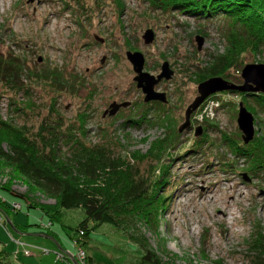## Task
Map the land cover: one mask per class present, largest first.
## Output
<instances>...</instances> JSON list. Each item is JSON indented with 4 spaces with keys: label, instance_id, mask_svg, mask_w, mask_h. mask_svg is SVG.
<instances>
[{
    "label": "rangeland",
    "instance_id": "1",
    "mask_svg": "<svg viewBox=\"0 0 264 264\" xmlns=\"http://www.w3.org/2000/svg\"><path fill=\"white\" fill-rule=\"evenodd\" d=\"M225 25L219 16L205 20L161 12L142 0H122L121 9L112 0H0V52L17 56L28 89V93H14L15 89L0 82V118L35 131L43 120L50 119L53 125L57 118L64 127H78L80 114L85 113L89 145L105 143L110 133L116 150L145 152L156 138L178 132L185 108L197 95L199 82L193 73L223 51ZM148 28L154 38L145 44L142 35ZM95 34L104 42L95 40ZM196 36L203 38L200 49ZM128 50L141 52L143 70L155 77L162 64L169 63L173 75L154 86L156 92L166 95V103L143 101L125 55ZM242 58L239 70H230L231 79L239 76L241 83L242 67L264 63V51L258 56L246 53ZM53 68L61 70L67 80L77 78L75 92L51 87L50 81L32 80L33 74H48ZM115 101L130 105L114 116H103ZM240 101L237 92L211 95L192 114L191 128L168 147L163 159L168 166L167 182L161 188L167 198L160 227L157 234L141 228L164 264H246L247 242L255 226L264 231V168L251 167L252 162L237 157L224 141L229 137L241 146L248 144L243 143L236 122ZM247 102L254 104L252 99ZM254 117V137L264 138V113L258 111ZM197 126L202 127L200 135L194 134ZM9 171L0 169V185L9 181ZM11 189L29 193L34 205L54 203L38 191L28 190L21 179L13 180ZM0 198L9 204L4 208L8 217L0 209L1 221L4 219L0 221V250L9 252L14 240L25 241L37 248L29 251L38 254L42 264H75L66 252L77 254L71 241L78 238L77 228L85 217L81 207L62 209L60 220L51 222L40 209L1 188ZM13 203L21 208L14 209ZM39 217L50 230L37 222ZM13 224H25L39 235L23 236ZM80 237L79 247L86 257L81 264H135L142 254L110 223L99 224ZM55 252L67 257L53 262Z\"/></svg>",
    "mask_w": 264,
    "mask_h": 264
},
{
    "label": "trees",
    "instance_id": "2",
    "mask_svg": "<svg viewBox=\"0 0 264 264\" xmlns=\"http://www.w3.org/2000/svg\"><path fill=\"white\" fill-rule=\"evenodd\" d=\"M112 1L121 9L122 0ZM142 1L161 12H178L205 20L219 16L226 21L221 34L223 51L213 54L199 72L193 73L196 82L216 75L239 84V76L231 79L230 70H239L244 54L258 56L264 51V0ZM22 70L16 55L4 56L0 52V82L15 89L14 93H28ZM63 74L58 68H53L48 74L39 72L31 78L44 83L50 81L51 87L56 89L68 87L75 92L77 78L70 81ZM227 92L237 91L222 93ZM237 94L254 115L258 111L264 113V93ZM248 99H252L254 104L247 102ZM85 116V113L80 114L78 127H64L57 118L53 125L50 119L43 120L35 131L0 118V169L10 170L9 181L1 184L0 188L24 199L29 207L40 209L51 222L60 220L62 209L81 207L85 217L78 225V234L83 231L87 236L99 224L110 223L141 249L142 254L135 264H164L141 233V228L155 234L158 232L167 198L161 191L167 182L168 168L163 159L168 155V147L179 141L180 133L174 132L169 138H156L145 152H125L123 148H114L109 140L110 133L106 135L105 143L89 145L85 140ZM228 139L225 137L224 141L237 157L252 162L251 167L255 169L264 168L262 136L254 137L245 146ZM261 161L263 164L260 165ZM145 164H148V169L145 166L143 169ZM16 179L23 180L28 190L38 191L53 199L54 203L34 205L29 193L20 194L11 189ZM2 200L0 209L5 211L6 199ZM17 254L0 250V264H22ZM245 254L246 264H264V231L259 225L255 226L247 242Z\"/></svg>",
    "mask_w": 264,
    "mask_h": 264
},
{
    "label": "water",
    "instance_id": "3",
    "mask_svg": "<svg viewBox=\"0 0 264 264\" xmlns=\"http://www.w3.org/2000/svg\"><path fill=\"white\" fill-rule=\"evenodd\" d=\"M32 2L33 0H29ZM95 40L99 42H104V38L98 35H94ZM145 44H149L153 41L154 33L148 28L142 35ZM197 49H200L203 43V38L196 36ZM126 58L132 65V69L135 72L133 78L136 81V86L142 90L144 94L143 101H160L162 103L167 102L166 95L164 93H159L154 90L155 84H157L162 78L169 79L173 75L169 63L164 62L161 66V72L155 77L143 70L144 68V56L139 51H126ZM104 58H102L103 62ZM240 77L242 83L236 84L231 81L226 80L221 76H211L203 81L199 82L197 85V95L195 98L187 105L184 110V120L178 126V132L181 133L186 129L191 128V115L196 111L200 105L209 96L223 92V91H237L241 93H264V63H247L245 64L240 72ZM130 105V102H112L104 110L103 116H114L121 108H126ZM237 126L241 132V138L244 144L249 143L255 135V117L251 111L247 109L243 101L238 104V112L236 118ZM202 133V127L197 126L194 129L195 135H200ZM244 177H247L244 175ZM75 264H78L77 260L73 257Z\"/></svg>",
    "mask_w": 264,
    "mask_h": 264
},
{
    "label": "crops",
    "instance_id": "4",
    "mask_svg": "<svg viewBox=\"0 0 264 264\" xmlns=\"http://www.w3.org/2000/svg\"><path fill=\"white\" fill-rule=\"evenodd\" d=\"M0 200H2V199H0ZM5 200V199H4ZM5 202H6V204H8L7 202V199L5 200ZM9 205V204H8ZM2 212H3V210H2ZM4 214L8 217V213H7V211L5 210L4 211ZM40 219H35V220H37V222H39V220L41 221H43V219H41V217H39ZM35 220L34 221H32V222H35ZM7 221L8 222H10V220H9V218H7ZM42 221H41V226H43L44 227V230H47L49 227H46L45 226V224H43L42 223ZM1 222H4V219L1 221ZM28 224V223H27ZM26 224V225H27ZM13 226L15 227L16 226V228H18V230L20 231V233H21V235H23V236H35V235H39V233H35V232H33L30 228H27L26 226H25V224L23 225V224H13ZM48 230H50V229H48ZM18 231V232H19ZM44 236L46 237V235L44 234ZM16 241H19V240H16ZM19 242H21V243H23L24 245H25V247L26 248H28V250L29 249H31V248H35V247H32L33 245L32 244H30V243H27V242H25V241H19ZM13 244H14V248L12 249V250H10L9 252H12V253H16V251H17V255H18V257L20 258L19 259V261L20 262H22V264H42L41 263V261H40V259H38L37 257L39 256L38 254H35L34 252H31L30 251V253H29V255H26V254H24V249H26V248H24V246H19V245H17V243L15 242V241H13L12 242ZM30 244V245H29ZM35 249H37V248H35ZM67 249V248H66ZM48 253H50V251L48 252ZM56 253V252H55ZM67 254H68V256L73 260V257H75L76 258V255L75 254H71V253H69V252H66ZM64 255V258L65 257H67L65 254H63ZM33 258H36V260H33ZM64 258H62V259H64ZM41 259H43V258H41ZM61 258H59V259H56V256H55V254H54V258H53V262H58L59 260H62ZM69 260V259H68ZM70 261V260H69ZM71 262V261H70Z\"/></svg>",
    "mask_w": 264,
    "mask_h": 264
},
{
    "label": "built area",
    "instance_id": "5",
    "mask_svg": "<svg viewBox=\"0 0 264 264\" xmlns=\"http://www.w3.org/2000/svg\"><path fill=\"white\" fill-rule=\"evenodd\" d=\"M2 201H4V199ZM12 207L14 209H20L21 208L20 204H17V203H13L12 204ZM0 221H1V218H0ZM82 235H83V231H80L79 234H78V238H73L72 241H71L72 244H73V246L76 247V250H77L76 259H77V262L79 264H81L80 262L84 263L85 260H86L84 251L81 249V247H79V241L81 240V237L80 236H82ZM15 242L19 246H25L23 243H21L19 241H16L15 240ZM42 251L44 253H48L47 250L42 249ZM24 253L25 254H29L30 253V251L28 250V248L24 249ZM55 255H56V259H59V258H62L63 257V254L60 253V252H56Z\"/></svg>",
    "mask_w": 264,
    "mask_h": 264
},
{
    "label": "flooded vegetation",
    "instance_id": "6",
    "mask_svg": "<svg viewBox=\"0 0 264 264\" xmlns=\"http://www.w3.org/2000/svg\"><path fill=\"white\" fill-rule=\"evenodd\" d=\"M223 92H224V91H223ZM213 95H214V94H213ZM206 99H207V98H206ZM206 99H205V100H206ZM199 108H200V107H199ZM199 108H198L197 110H199ZM194 112H195V111H194ZM194 112H193V113H194ZM193 113H192V114H193ZM191 116H192V115H191ZM191 126H192V117H191Z\"/></svg>",
    "mask_w": 264,
    "mask_h": 264
}]
</instances>
